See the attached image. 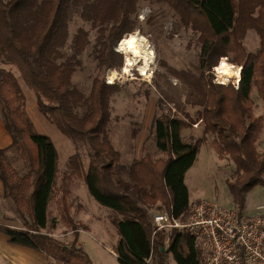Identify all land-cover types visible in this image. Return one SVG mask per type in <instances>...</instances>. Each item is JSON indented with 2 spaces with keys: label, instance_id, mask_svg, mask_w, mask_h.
<instances>
[{
  "label": "trees",
  "instance_id": "trees-1",
  "mask_svg": "<svg viewBox=\"0 0 264 264\" xmlns=\"http://www.w3.org/2000/svg\"><path fill=\"white\" fill-rule=\"evenodd\" d=\"M138 1L0 0V62L18 69L50 122L78 147L90 150L87 167L77 152L60 173L57 148L49 136L38 132L29 116L19 76L13 69L0 67V118L12 137L9 147L0 148V179L4 196L30 219L24 228L0 224V231L10 242L60 264H94L78 244L80 224L70 200L75 178L83 179L93 199L113 212L121 264H169L170 253L178 264H201L193 238L178 228L155 232L150 213L163 210L182 222L189 216L186 173L204 143V136L185 140L183 131L192 125L190 115L171 114L158 104L152 122L161 153L157 158L146 153L125 164L111 138L110 101L121 86L106 82L104 74L123 65L114 47L135 29ZM162 1L199 33L198 75L189 77L183 72L178 76L188 86L187 100L199 107L197 120L203 123L204 132L213 135L212 147L220 159L235 165V178L228 187L242 213L247 193L264 185V149L257 148L264 116L255 113L252 96L256 90L264 102V0ZM76 8L97 29L90 55L98 74L89 93L73 80L84 67L83 55L91 43L89 31L79 28L70 52L64 50ZM250 29L260 37L255 52L249 51L245 42ZM229 55L236 63L227 58ZM222 57L240 66L238 86L213 81L212 70ZM18 162L24 171L17 168ZM53 204L59 220L73 231L75 238L70 244L52 232L56 226Z\"/></svg>",
  "mask_w": 264,
  "mask_h": 264
},
{
  "label": "rangeland",
  "instance_id": "rangeland-1",
  "mask_svg": "<svg viewBox=\"0 0 264 264\" xmlns=\"http://www.w3.org/2000/svg\"><path fill=\"white\" fill-rule=\"evenodd\" d=\"M136 12L133 15L135 29L126 34L124 38L136 34L153 53L149 68L144 74L142 70L144 60L141 59L130 65L126 71L127 56L129 55L120 49L122 40L115 44L114 48L121 54L123 65L120 69L107 70L104 74L106 82L107 76H111L114 80L113 83L121 86L120 91L114 93L110 101L112 142L121 152V157L137 159L146 153H151L157 158L161 156V153L156 147L152 122L157 113L158 104L162 103L164 109L171 114L184 117V114L188 113L192 125L183 131L185 140L195 141L204 136L202 152L197 157L195 164L186 173L185 181L190 197L191 199L205 197L227 205L225 200L227 199V192H230L228 184L234 181L235 165L229 159L220 160L218 153L211 145L213 135L206 134L203 123H199L200 121L197 120L199 107L187 100L188 86L178 76L183 72L189 77L198 75L196 66L200 54L199 33L193 27L185 24L181 16L162 0H139ZM79 28H85L89 31L91 43L83 55L84 67L77 70L73 80L78 88L89 93L93 77L98 74L96 63L91 60L90 55L96 41L97 29L82 17L81 10L76 8L71 13L69 40L64 48L66 52H70L72 38ZM245 42L248 50L255 52L260 45L258 32L255 29L248 30ZM227 58L236 63L231 55ZM227 58L220 61L219 71H216L215 67L213 68V81L216 82V76L219 75V72H224L223 69L225 68H229L228 71L233 76L237 74L240 66L231 63ZM0 67L13 69V72L24 82L27 90L33 94L32 96L37 97L36 93L27 86L15 66L0 62ZM233 82L235 83L236 79ZM252 96L255 100V112L257 114L264 112V102L256 90ZM176 104H179V109ZM40 113L55 131L42 134L49 136L53 139L54 144L56 142L60 146H64V144L57 135L64 137L74 149V154L81 153L84 167H87L90 150L78 147L42 112ZM135 132L136 134H134ZM263 145L264 137H259L257 148L264 149ZM67 162L64 164L59 160L60 173L67 168ZM16 166L20 171H24L22 163L18 162ZM83 182V179L75 178L70 195V200L74 205L75 220L80 224L78 243L80 241L79 245L87 250L94 264H121L116 253L119 235L112 223L113 212L96 202L88 188L83 187ZM52 209L55 212L53 217H55L56 225L52 232L67 243H72L75 238L73 231L68 230L59 220L56 204L52 205ZM162 211L150 210L152 218ZM29 223V216L19 212L11 198L4 196L3 201L0 202V224L25 227ZM170 230L166 231L169 232ZM43 231L48 230L44 229ZM2 244L5 245V242ZM19 247L21 245L10 243L7 244L6 248L1 249L0 264H60L45 254L27 252ZM167 260L169 264H178L172 253L168 255Z\"/></svg>",
  "mask_w": 264,
  "mask_h": 264
},
{
  "label": "built area",
  "instance_id": "built-area-1",
  "mask_svg": "<svg viewBox=\"0 0 264 264\" xmlns=\"http://www.w3.org/2000/svg\"><path fill=\"white\" fill-rule=\"evenodd\" d=\"M110 77L107 82L113 83ZM232 83L238 86L239 81ZM153 224L155 232L178 228L189 234L201 264H264V214L246 216L234 207L200 198L191 203L185 222L162 212L153 216Z\"/></svg>",
  "mask_w": 264,
  "mask_h": 264
},
{
  "label": "crops",
  "instance_id": "crops-1",
  "mask_svg": "<svg viewBox=\"0 0 264 264\" xmlns=\"http://www.w3.org/2000/svg\"><path fill=\"white\" fill-rule=\"evenodd\" d=\"M19 82L26 96V110L29 116L31 117V119L33 120L37 130L41 133H47V134L49 132H55L51 128L52 125L49 124L46 118H44V116L40 113L41 111L39 110V107H38L37 97L34 98V96H32L33 94L29 92V90H27V88L24 85V82L20 80V78H19ZM257 115L264 116V112H261ZM57 136L61 138V142L62 144H64V146H60V145H57V143L55 142V145L58 151V157H59V160H61L64 164H66L67 160L75 153V151L74 149H72L71 144L64 137L60 135H57ZM260 137H264V128L262 130ZM11 143H12V137L10 133L8 132V130L6 129L4 121L0 118V148L9 147ZM202 147L203 146H201L199 154L202 152ZM262 147H264V145ZM261 150H263V148ZM121 160L125 164H130L133 161V158L128 159L126 156L125 157L122 156ZM220 160L222 161L223 159H220ZM83 187L85 188L87 187L85 182H83ZM4 193H5L4 184L2 180L0 179V202H2L4 199ZM200 198H205V197H200ZM200 198L191 199L190 197V202L192 203ZM226 202H227V205L225 206L234 207L237 209L234 203L232 194L230 192H227V199L225 200V203ZM241 214L246 215V216H255V215L264 214V186L256 185L247 193L245 207ZM17 228H24V227H17ZM3 242H5V245L2 244ZM10 243H12L10 242V238L6 234L0 231V250L6 248L7 244H10ZM14 247H17V246H14ZM19 248L27 252L31 251V252L40 253L28 247L21 246Z\"/></svg>",
  "mask_w": 264,
  "mask_h": 264
},
{
  "label": "bare ground",
  "instance_id": "bare-ground-1",
  "mask_svg": "<svg viewBox=\"0 0 264 264\" xmlns=\"http://www.w3.org/2000/svg\"><path fill=\"white\" fill-rule=\"evenodd\" d=\"M120 49L127 52L129 55L127 56V63L125 68L126 71H128L130 65L138 62L140 59L144 60L142 67V70L144 71L143 74L147 71L151 63V54L153 52L147 48L146 44L143 43L136 34H132L123 38L120 42ZM215 70L219 71L220 67H215ZM228 70L229 68H225L223 69L224 72H219V75L217 76L218 81L227 84L233 82L234 79H236L235 83H237L239 81L238 75L239 71H241V68H238V72L237 74H235V76H233L232 73H230V71Z\"/></svg>",
  "mask_w": 264,
  "mask_h": 264
},
{
  "label": "water",
  "instance_id": "water-1",
  "mask_svg": "<svg viewBox=\"0 0 264 264\" xmlns=\"http://www.w3.org/2000/svg\"><path fill=\"white\" fill-rule=\"evenodd\" d=\"M119 41H120V40H119ZM119 41H118V42H119Z\"/></svg>",
  "mask_w": 264,
  "mask_h": 264
}]
</instances>
